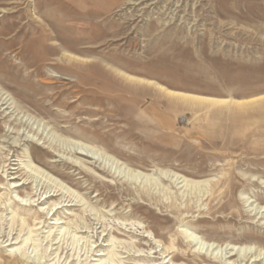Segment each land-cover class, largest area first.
<instances>
[{"label": "rangeland", "instance_id": "obj_1", "mask_svg": "<svg viewBox=\"0 0 264 264\" xmlns=\"http://www.w3.org/2000/svg\"><path fill=\"white\" fill-rule=\"evenodd\" d=\"M133 1L0 0V264H151L163 251L223 264L191 232L264 264V219L242 200L264 206V0ZM85 37L95 50L75 51ZM55 39L89 60L60 58ZM71 140L159 181L104 172L101 158L80 172ZM29 160L43 176L9 168Z\"/></svg>", "mask_w": 264, "mask_h": 264}, {"label": "bare ground", "instance_id": "obj_2", "mask_svg": "<svg viewBox=\"0 0 264 264\" xmlns=\"http://www.w3.org/2000/svg\"><path fill=\"white\" fill-rule=\"evenodd\" d=\"M143 1H145V0H140V1H136V2L133 1V2H129V4H136V5H138V4H141ZM145 3H142V4H145V6H143V8H145L146 5H147V2H145ZM135 16L138 17L139 15H135ZM184 23H185V21H184ZM186 24H191L192 25V23H189V21ZM83 25H84V23H83ZM77 27L79 28L81 26H77ZM109 31H108V33H112V34L121 33L123 31L122 25L121 24H117L116 30H114L113 32L112 31L109 32ZM174 31H178V32L179 31H182V28L181 27H177V29H175ZM98 37H99V35H98ZM89 38H91V36ZM89 38L88 37H85V38L81 39L79 41V44L80 43H85V44H83V45H81L79 47H76L75 48V51H77L79 53H86V52H88L90 50L91 51H94L95 50L94 49V46H91V45L87 44L88 42H90V39ZM95 40H96V38H95ZM187 40H190V39H187ZM95 42H97V41H95ZM55 48H56V50H58L60 52V54H61L60 55V58L63 57V58H67V59L69 58L70 59L72 56H75V58H78V59H81V60H86V61L89 60V59H86L88 57L78 56V55L73 54L74 53L73 51L69 50L67 46H65L62 42H60L58 40L55 41ZM50 75L53 78H55V79H60V78L69 79L67 76L62 77L61 74H58V73H55V72L54 73H51ZM126 76H127V78H130V79H134V78L137 79V77L132 76V75H126ZM140 80H142V79H140ZM148 82L151 83L152 81H148ZM156 86H158L162 90H165V92H167V93H170L172 95H178V96H180V98H182L183 100H186V101L197 102V103H207V102L214 103L216 101H224L225 100V99H219V98H214V97H205V96H200V95H195V94H188V93L177 92V91L165 89L161 85H157V84H156ZM4 99H6V97H4ZM11 103H13V101ZM1 104H3V103H1ZM14 121H15L14 122L15 125H17V126H23L25 124H29L31 126V127L29 126L30 129H33L34 122H32V124H31L30 123V120H29V117H25L24 118L22 116V117L19 118V117H16L15 116ZM39 127H40V124L38 123L37 127H35V129L33 131H35L36 134L38 132H40V134H43L45 129L42 130V131H39ZM15 133L17 134L18 140H22L21 136H23V135H24L23 141H26V140L28 141V140H31L32 139V138H29V135L26 134L27 135L26 136L25 133H24V131L22 133H20V129L19 128H17L16 131H14V134ZM69 142H70L71 145H73V147L75 146L74 148L72 147L73 150L71 149L74 154L78 155L79 157H85L87 159V161H85L84 164H83V162H80L77 159H74L73 160V163L72 164L76 165L77 168L79 167L80 169H82V170L79 169L80 172L85 173L87 171H90L91 169L94 170L93 168L96 167V165H95L96 163L95 162H97L99 160V158H101L102 160H106L107 161V163H105L106 164V168L105 167L101 168V170L104 171V172H105V170H107L108 172L110 170V172L113 175L114 174H116V175L123 174V176L129 177V178H133V179H136V180L137 179H141V180L144 179L145 181H153V183H156V181L157 182L159 181V177L156 176V178H155L153 172H151V173H143L142 171H138V170H135V169H130L128 166L122 164L121 162H119L118 160L114 159L113 157L106 155L101 149H99L98 147H96L94 145H91L90 146L88 144H85V143L82 144L81 142H75V141H72V140L71 141H68V143ZM32 163L33 162L31 160H29L28 163L24 164V166H17V167H16V165L18 163H13V165H15V166H12V167H9V168L15 170L16 172H19L21 169H24L28 173V175L30 174V176H33V177H36V178L38 177L39 174L43 176V174L38 169V167L34 166ZM9 165H10V163H9ZM5 167H7V165H5ZM88 173L89 172H87L85 174H88ZM173 176H174L175 181H176L177 184L184 182L185 183L184 185H188V183L190 182V184L192 186H198V185H203L205 182H208L206 180L190 181V180H187L186 178H183L182 176H176V175H173ZM173 176H171V177H173ZM241 176H244V175L241 174ZM15 177L16 176H12V178H15ZM245 178H249V177H245ZM254 180H256L258 182V179H254ZM24 183H25L24 181H22V182H20V181H14V182L11 183V186L12 187H17L18 185L24 184ZM260 183H261V185L264 186V182L263 181L260 182ZM55 191L56 190H54V193H55ZM45 193H47V191H43L42 192L41 197L38 198V201H40V200L45 201L48 198L47 196H49V195H45ZM28 195L25 196V197H19V199L21 201H23V202H26L27 197H29ZM42 197H43V199H42ZM242 200H243V202L245 204L248 205V207H252V208H250L251 209L250 211H255V214L256 215H259L260 216V219H264V206L262 204L260 205L257 202L256 199H253L252 198V196H248V197L245 196V197H243ZM69 201H73V200H69ZM57 208H59V207H57ZM48 211H49L48 212V214H49L52 211V208H49ZM187 238L190 241L196 242V244L199 246V249H204L206 252H209V253L211 252L210 254L214 257V259L217 260V261H219L220 263L222 262L223 264H230L229 261H228V259L230 257L236 256V255L239 256L240 259H242V260L243 259H246L247 258L246 257L247 255H250L247 258V260H245L246 261V264H249V263L250 264H256V262H258V260H259L258 259V256H260L259 253L258 254L257 253L255 254L254 252L252 253L250 251V248H252V247H250V246H238V245H235V244H226L225 246H218V245L214 246V244H212V243L204 242V241H199L196 238L195 233H193V232L188 233ZM156 253H157L156 251L153 252L154 255ZM168 255L169 254H165L164 251H163L160 254V257H158V260L151 262V264H169L170 262H171V264H177V263H174L172 261L174 258L172 256L171 257H168ZM99 256H105V253L104 252H101L99 254ZM136 256L143 257L144 255L141 256L139 254V255H136ZM150 257H151V255H149L147 258H150ZM104 261H106V258H99L98 259V262H100L99 264H103Z\"/></svg>", "mask_w": 264, "mask_h": 264}]
</instances>
